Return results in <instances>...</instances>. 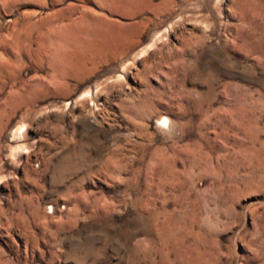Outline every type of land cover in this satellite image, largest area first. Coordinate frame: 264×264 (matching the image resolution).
<instances>
[{
	"label": "rangeland",
	"instance_id": "374dc122",
	"mask_svg": "<svg viewBox=\"0 0 264 264\" xmlns=\"http://www.w3.org/2000/svg\"><path fill=\"white\" fill-rule=\"evenodd\" d=\"M0 264H264V0H0Z\"/></svg>",
	"mask_w": 264,
	"mask_h": 264
},
{
	"label": "bare ground",
	"instance_id": "6f19581e",
	"mask_svg": "<svg viewBox=\"0 0 264 264\" xmlns=\"http://www.w3.org/2000/svg\"><path fill=\"white\" fill-rule=\"evenodd\" d=\"M99 17V16H98ZM99 20H101V17H99ZM99 20H96V21H99ZM105 27L106 29H108V27L110 26V23H108V21H105ZM105 29V30H106ZM106 39V38H105ZM162 122H163V125L167 124V119L163 118L162 119ZM168 125V124H167ZM21 130L18 131V134H20Z\"/></svg>",
	"mask_w": 264,
	"mask_h": 264
}]
</instances>
